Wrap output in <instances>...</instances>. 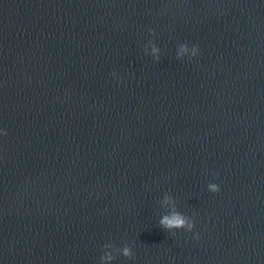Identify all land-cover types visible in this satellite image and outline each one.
Listing matches in <instances>:
<instances>
[{
  "label": "water",
  "instance_id": "95a60500",
  "mask_svg": "<svg viewBox=\"0 0 264 264\" xmlns=\"http://www.w3.org/2000/svg\"><path fill=\"white\" fill-rule=\"evenodd\" d=\"M0 264H264V0H0Z\"/></svg>",
  "mask_w": 264,
  "mask_h": 264
},
{
  "label": "clouds",
  "instance_id": "9594fccd",
  "mask_svg": "<svg viewBox=\"0 0 264 264\" xmlns=\"http://www.w3.org/2000/svg\"><path fill=\"white\" fill-rule=\"evenodd\" d=\"M210 190L213 192H219L220 189L216 188L214 185H210ZM162 226L166 227V228H172V227H182L184 224V220L182 217H180L179 215H173L172 218H168L165 217L162 221H161ZM191 227V226H189ZM197 239L199 237H196ZM125 255H128V250L125 249L124 251Z\"/></svg>",
  "mask_w": 264,
  "mask_h": 264
}]
</instances>
